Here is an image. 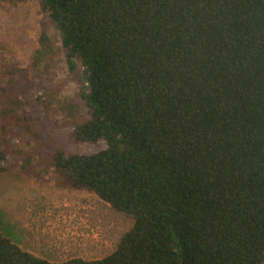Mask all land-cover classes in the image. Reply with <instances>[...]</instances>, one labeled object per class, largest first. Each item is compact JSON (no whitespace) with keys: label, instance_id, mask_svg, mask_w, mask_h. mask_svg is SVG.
<instances>
[{"label":"trees","instance_id":"trees-1","mask_svg":"<svg viewBox=\"0 0 264 264\" xmlns=\"http://www.w3.org/2000/svg\"><path fill=\"white\" fill-rule=\"evenodd\" d=\"M34 1L36 57L59 36L82 87L72 134L93 148L54 166L131 227L100 259L59 262L0 231V264H263L264 0ZM23 90L0 87V118L3 97L37 116ZM12 159L0 144V172Z\"/></svg>","mask_w":264,"mask_h":264},{"label":"rangeland","instance_id":"rangeland-1","mask_svg":"<svg viewBox=\"0 0 264 264\" xmlns=\"http://www.w3.org/2000/svg\"><path fill=\"white\" fill-rule=\"evenodd\" d=\"M40 20L34 0H0V87L7 89V99L23 86L22 93L31 91L39 101L37 116L21 117L19 100L2 98L7 107L1 110L0 144L13 159L0 172V231L22 250L50 261L100 259L114 250L131 220L94 193L72 187L54 166L56 151L93 148L72 134L83 118L82 87L78 71L70 72L53 48L59 36L52 37L49 54L36 57ZM22 93L17 97L24 98Z\"/></svg>","mask_w":264,"mask_h":264},{"label":"water","instance_id":"water-1","mask_svg":"<svg viewBox=\"0 0 264 264\" xmlns=\"http://www.w3.org/2000/svg\"><path fill=\"white\" fill-rule=\"evenodd\" d=\"M85 71H86V70L84 69V70L82 71V74H85Z\"/></svg>","mask_w":264,"mask_h":264}]
</instances>
